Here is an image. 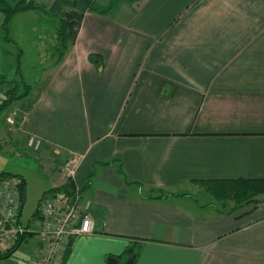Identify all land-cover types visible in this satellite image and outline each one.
Segmentation results:
<instances>
[{
	"label": "crops",
	"instance_id": "0c3cea01",
	"mask_svg": "<svg viewBox=\"0 0 264 264\" xmlns=\"http://www.w3.org/2000/svg\"><path fill=\"white\" fill-rule=\"evenodd\" d=\"M110 4L96 0L59 63L31 62L21 75L34 87L0 126L10 144L41 138L54 171L44 191L66 184L64 162L81 156L75 183L95 229L54 264H264V200L230 213L195 194L201 182L264 178V0H117L102 11ZM36 11L13 17L11 41L0 11L1 48L23 47L14 18ZM15 113L27 115L13 126ZM29 238L0 264L25 243L33 264L41 243Z\"/></svg>",
	"mask_w": 264,
	"mask_h": 264
},
{
	"label": "rangeland",
	"instance_id": "374dc122",
	"mask_svg": "<svg viewBox=\"0 0 264 264\" xmlns=\"http://www.w3.org/2000/svg\"><path fill=\"white\" fill-rule=\"evenodd\" d=\"M36 1L39 6L46 7L50 5L52 0ZM35 10L37 11L33 15H20L19 17H15L16 19L14 18L13 24L15 25V31L23 41V47L21 46V48H23V50L25 49L26 55L23 58L22 53L19 62L20 67H18L17 57L19 51L17 46L5 44L3 48L0 47V75L6 74L8 77H15V75L19 74L20 77L23 72L28 71L29 65L31 66L32 63L37 69H41L42 65H47L52 62L50 53L52 52L54 42L56 43L55 32L59 24L58 17L49 10ZM42 25H44V27H41ZM29 28L30 30H24ZM40 32H43V34H41L43 39L40 43H38L37 40L34 42L30 41L29 43L25 38L27 34H30L29 39L33 35H35L33 40L34 38L37 39V35H39ZM8 51H12V53L10 54ZM7 109L8 108L0 114V126H2V128ZM12 118L13 119L10 121L8 119L9 124L16 126L17 122L19 123L21 120L20 118H23V116L21 113H15ZM4 140L6 139H1L0 137V144H2L0 147V174L5 171L15 175L20 174L26 178V200L22 208L20 222L23 225L30 224L33 226L37 218L36 212L39 207V201L44 193L51 189L44 191L45 187H49L54 171H52L51 163H49L47 157H44L42 150H34L28 147L27 143L24 144L19 142V144H10L8 141ZM58 162H61V158H59ZM208 187V185L202 183L198 185V190L195 194L199 202L216 205L223 211L233 209V199H221L215 195L213 189L211 190ZM47 195H50V193ZM262 197H264V195L259 196V198ZM27 246L28 243H25L23 249L10 259L2 261L1 264H27L29 249Z\"/></svg>",
	"mask_w": 264,
	"mask_h": 264
},
{
	"label": "trees",
	"instance_id": "16d2710c",
	"mask_svg": "<svg viewBox=\"0 0 264 264\" xmlns=\"http://www.w3.org/2000/svg\"><path fill=\"white\" fill-rule=\"evenodd\" d=\"M115 1L117 0H111L110 6L102 11H109L114 8ZM31 9L49 10L58 17L59 24L55 32L56 43L54 42L52 52L50 53L52 57L51 64L59 63L63 59L67 48L71 44L75 43L85 13L88 10L98 11L96 0H55L49 8L45 6H39L36 3V0H0V11L5 15L1 33L5 35L7 41H11V38L9 37V25L13 17L17 13ZM18 51L17 66L20 67L19 62L23 50L22 48H19ZM91 58L96 59L95 56H91ZM18 77L19 74L15 75V77H8L6 74L0 75V114L17 100L28 96L34 87L32 83H27L23 79L22 75H20L19 78ZM1 146L2 144H0V147ZM119 170L121 173L123 172L121 166ZM7 179H14L17 182L16 186L21 201L19 214L20 217L22 214L23 205L26 200L27 180L23 175L20 174L15 175L11 172H2L0 174V180L5 181ZM201 183L208 185V188L211 190L213 189L217 197L221 199L234 200V207L229 211L230 213H233L248 205H257L264 200V197L259 198V196L264 195V178H235ZM74 188L75 183L71 180H68L66 184H63L60 187L51 188L48 192H45L39 201V207L36 212L37 216L40 215L41 203L48 193L52 195L58 193L70 194ZM81 191L83 192V188ZM161 196L167 197L169 194L163 192ZM19 226L20 228H23L22 223ZM26 228H29V226ZM18 234L20 235L18 241L5 253H0V259L10 256L17 249V247H19L20 243L34 235L28 230L21 231ZM72 240L73 239L70 240L69 244L72 243ZM128 251L129 250H127V252ZM132 258L134 259L135 256H132ZM132 258H130V260ZM112 259L115 258L111 256L109 260Z\"/></svg>",
	"mask_w": 264,
	"mask_h": 264
},
{
	"label": "built area",
	"instance_id": "2783aa9c",
	"mask_svg": "<svg viewBox=\"0 0 264 264\" xmlns=\"http://www.w3.org/2000/svg\"><path fill=\"white\" fill-rule=\"evenodd\" d=\"M26 113L23 118L25 119ZM41 138L30 135L27 146L38 150ZM81 156L74 154L66 159L63 172L68 180L75 183L77 169ZM14 179H7L0 184V243L14 241L21 231L28 230L40 240L41 248L37 252L33 264H54L56 256L65 248L71 239L90 234L95 229L92 215L83 208L81 203L82 191L76 185L70 194L58 193L47 195L40 206V215L33 226L18 227L21 201Z\"/></svg>",
	"mask_w": 264,
	"mask_h": 264
},
{
	"label": "water",
	"instance_id": "95a60500",
	"mask_svg": "<svg viewBox=\"0 0 264 264\" xmlns=\"http://www.w3.org/2000/svg\"><path fill=\"white\" fill-rule=\"evenodd\" d=\"M131 261H133V258L129 261V263L128 264H131Z\"/></svg>",
	"mask_w": 264,
	"mask_h": 264
}]
</instances>
